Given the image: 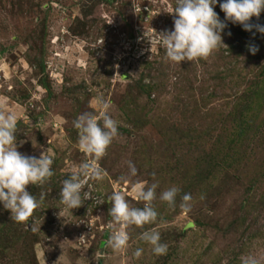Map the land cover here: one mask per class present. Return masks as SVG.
<instances>
[{"label": "rangeland", "instance_id": "374dc122", "mask_svg": "<svg viewBox=\"0 0 264 264\" xmlns=\"http://www.w3.org/2000/svg\"><path fill=\"white\" fill-rule=\"evenodd\" d=\"M223 2L214 11L227 24V47L177 64L145 36L174 30L176 0H0V110L17 117V150L36 158L47 150L54 172L42 187L27 186L37 200L44 194L28 227L0 203V264H241L264 256V34L226 21ZM250 23L264 25V11ZM97 96L119 135L97 162L102 179L84 189L92 198L69 209L62 181L88 159L73 122L103 111L89 106ZM144 182L158 183V218L128 227V247L114 253L108 197L120 191L142 208L135 187ZM173 186L180 192L170 208L159 197ZM148 230L160 233L166 254L139 239Z\"/></svg>", "mask_w": 264, "mask_h": 264}, {"label": "clouds", "instance_id": "9594fccd", "mask_svg": "<svg viewBox=\"0 0 264 264\" xmlns=\"http://www.w3.org/2000/svg\"><path fill=\"white\" fill-rule=\"evenodd\" d=\"M218 0H176L172 13L175 14L174 30L158 34L154 40L145 33L153 43H159L165 50L166 59L180 64L182 61L207 60L220 46L227 47L221 32L227 24L221 21L214 11ZM225 13V20L233 24H240L244 30L264 34V25L250 23L252 17L259 18L264 11V0H224L219 4ZM231 35V33H228ZM249 50L253 55L259 51L255 45H250ZM150 59V58H149ZM90 107H101L103 111L96 115L94 112H84L73 122L78 130L79 149L88 158L74 167L67 179L62 181L60 202L69 209L80 207L85 200L91 197L88 188L89 180L102 179L103 169L97 163L107 154V149L119 135L117 121L107 112L108 103L102 96L93 97L89 101ZM17 117L15 113L0 110V203L4 209L10 210L11 220L26 224L33 216L34 211L40 207L44 198L41 193L40 200L27 191L28 185L43 186L54 175L52 171V158L43 151L39 158L26 156L17 150ZM24 141H20L22 145ZM130 175L135 176L137 170L131 161H128ZM153 177L155 173H152ZM124 177H121L123 180ZM158 183L147 182L137 184L135 187L136 198L143 201V207H133L120 191H114L108 197L111 208L108 222L111 235L107 241L114 253L124 251L128 247L130 226L143 227L156 222L158 213L153 207L156 199ZM180 189L173 186L164 190L159 199L166 202L170 208H175L176 198ZM83 193V196L81 195ZM191 194L181 197L180 207L185 211L190 210ZM103 203V202H101ZM31 229L34 230L33 225ZM82 238V237H81ZM139 239L150 244L155 255H164L167 245L161 243L160 233L148 230L141 233ZM142 249L134 253L136 258L142 254ZM102 256H98V261ZM241 264H264V256L247 255L241 257Z\"/></svg>", "mask_w": 264, "mask_h": 264}]
</instances>
